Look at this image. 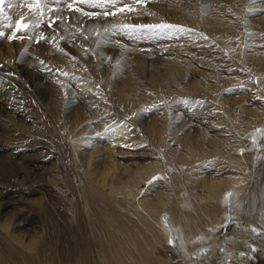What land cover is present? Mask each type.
<instances>
[{"label":"bare ground","instance_id":"obj_1","mask_svg":"<svg viewBox=\"0 0 264 264\" xmlns=\"http://www.w3.org/2000/svg\"><path fill=\"white\" fill-rule=\"evenodd\" d=\"M11 3L0 162L43 227L0 202V264H264V0Z\"/></svg>","mask_w":264,"mask_h":264},{"label":"rangeland","instance_id":"obj_2","mask_svg":"<svg viewBox=\"0 0 264 264\" xmlns=\"http://www.w3.org/2000/svg\"><path fill=\"white\" fill-rule=\"evenodd\" d=\"M122 7L123 6H121V8H120L122 12H124L125 10H129V8L127 9L125 7H123V8ZM77 9H79L78 12H77L78 13V15H77L78 17H80V16L81 17H84V16H87L89 14L92 15V17L93 16L96 17L100 13V11L99 12L92 11L91 9H89V10H91L92 12L89 11L88 9H84V8H77ZM91 13H93L94 15L91 14ZM130 13L131 14H129V15H131V17H133L135 15L134 9H132V11H130ZM4 41L7 43V40H6L5 37L1 40L0 44L3 43ZM118 46L120 47V45H118ZM26 49L29 51V53L30 52L35 53L34 49L31 46H28ZM44 72L45 71H42V73H44ZM20 105L21 106L23 105V107H25V106L27 107V104L24 101H22V103ZM8 164L9 163H3V164H1V162H0V166H1L0 167V170H1L0 171V199H1L0 202L2 204L8 202L7 204L12 205L13 208L15 207V210H13V212H11V213L20 212L19 215L21 216V219L23 220L22 222L24 224H26V225L31 224L33 227H35V229H34L35 231L41 230V228L43 227L42 226V218H43V215H42V204L39 201L37 202L33 198L31 200H26V199L24 200V199H22L21 197L18 196L17 192H15V193L13 192V191H19V189H22L23 186L27 183V180H26V177H25V170H24V168L22 166L12 165V164H10L8 166ZM6 165H7V167H6ZM13 169H15V173H14V170ZM9 170L10 171L13 170L12 173L11 172H8ZM9 174H11V175H13V174L15 175L16 174L15 176L17 178H15V177H11L10 178ZM2 175H3V177L5 179L1 181V176ZM40 179L41 178H39V181H41ZM32 185L27 184L26 187H33V186L34 187H38L40 184H35L33 186ZM177 240H178L177 238L173 239L172 243L177 242ZM14 251H16V249H14ZM178 251H179V249H178ZM16 252H18V251H16Z\"/></svg>","mask_w":264,"mask_h":264},{"label":"snow or ice","instance_id":"obj_3","mask_svg":"<svg viewBox=\"0 0 264 264\" xmlns=\"http://www.w3.org/2000/svg\"><path fill=\"white\" fill-rule=\"evenodd\" d=\"M24 3L26 4H29L30 6L32 5L33 3V0H23ZM55 2H59V0H55ZM83 2V0H82ZM137 2H139V0H137ZM35 3L36 5L38 6L39 3H40V0H35ZM7 4L8 7H11L12 6V3H11V0H0V11H3V6ZM71 4H69V7L71 8ZM79 10V9H77ZM54 11V10H53ZM129 11H132V9H129ZM107 14V13H105ZM55 23V19L52 20V23H50L48 26L51 27L52 24ZM161 27H172L170 25H163ZM30 28V25L28 23H24V17H21L20 21H17V24H16V29L15 31L12 32L11 35H9L7 38L9 40H12L13 38H22V37H17L16 36V32L17 31H28ZM5 33L4 32H0V37H4ZM41 39H46L45 37H41ZM39 42V41H37ZM155 179H157L156 177H153V181H155ZM153 181H149V183H152ZM171 243V241H170Z\"/></svg>","mask_w":264,"mask_h":264}]
</instances>
